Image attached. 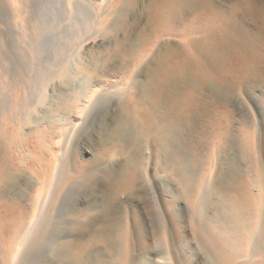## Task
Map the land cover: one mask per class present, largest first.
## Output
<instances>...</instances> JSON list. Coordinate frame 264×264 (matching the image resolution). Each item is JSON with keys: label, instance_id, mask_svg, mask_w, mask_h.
Instances as JSON below:
<instances>
[{"label": "bare ground", "instance_id": "obj_1", "mask_svg": "<svg viewBox=\"0 0 264 264\" xmlns=\"http://www.w3.org/2000/svg\"><path fill=\"white\" fill-rule=\"evenodd\" d=\"M114 1L116 0H111L103 12L98 9L100 11L91 25V17L87 14V9L83 8L88 4L85 0H0V31L7 30L13 36L22 32L39 31L36 44L33 42L34 46H30L28 50V54L36 58L49 57L50 52L51 55L57 53L55 49L57 47L58 50L60 44L49 41L53 39L51 31L58 33V40L63 34L64 21L69 20V26L73 30L69 33L74 36L71 48H68L71 53L58 56L64 61H58L49 71L42 70L37 64L31 71L35 82H50L52 78H58L64 83H71L81 75H96L99 79V76L106 78L120 70L127 71L131 73L133 82L120 84L116 95L121 96L134 90L147 112L146 119L118 117L114 129L103 131L97 156L78 165L71 150L73 144L70 143L76 136L84 115H92L89 113L90 109L92 112L96 103L104 97L105 89L98 83L84 92H77V88L72 87V94L68 97L62 94L54 96L55 100L59 97L57 103H50L45 114L59 117L63 108L67 109L66 112L69 109L71 118L76 123L69 122L71 125L65 129L64 147L60 149L62 154L58 156L59 160L57 158L50 200L64 186H68L64 194L65 200L70 199L71 194L80 187L93 182L100 169L105 171L109 188L106 194L98 196L100 198L90 196L86 202L87 208L74 206L68 217L69 221L59 213L51 217V210H48L53 206L47 209L45 205L29 219H21L22 226L19 231L17 229L19 240L17 237L14 250L8 252L15 255L14 258L11 257V264H30L28 257L23 255V249L37 234L45 245L38 256L51 252L53 264H173L167 251L174 248L173 242L176 244L177 240L184 242L186 239L184 225L175 214L178 198L194 210L193 218L197 220L194 222V234L205 250V258L201 264H264V107H260L264 100V0H231L230 4H225L224 0H124L123 6L118 10L115 8L116 4L113 5ZM136 8L140 11L136 13L128 32L126 28L130 24L129 12ZM246 16L253 20L251 32L243 30V17ZM106 26L112 33L124 31V37L116 47L124 52L128 61L114 65L111 63L113 66L108 62V67L106 65L104 70L98 71L93 66L97 64L93 58L90 61L93 67L89 66L87 69L83 51L89 50L87 45L94 43V35L103 32ZM105 32L109 33L108 30ZM158 33H163L166 38L160 46ZM5 45V38L0 35L1 67L7 60L2 51ZM144 46L148 47L146 54L142 52ZM147 58L152 62L142 72L138 71L141 62ZM134 60L140 62L132 66ZM0 80L4 82L2 76ZM41 86L37 102L30 98L31 102L27 101L33 108L41 106L45 110L48 94L47 88ZM242 93L246 95L245 99L242 98ZM34 116L27 122L29 125L32 123V126H39L41 119ZM241 128L249 129L252 140L257 131L260 141L249 140L245 148H240L242 139L246 140L241 134ZM147 133H150L151 138H147ZM211 142H217L218 145ZM210 143L213 149L216 148L215 157L219 160V166L215 175L214 171L209 172L205 179L201 175V183L200 175L194 172V168L209 161L207 153L210 149L208 151L203 148H210ZM147 151L152 152L155 164L163 173L162 177H166L167 183L162 186L163 193L156 190L154 178L149 179L147 173L144 174ZM214 152H211L212 155H215ZM115 155L123 158L118 167L107 163ZM243 157L250 160L248 168L253 174V182L248 187L253 190L252 199L248 198V187L244 181L246 171L242 170ZM11 165L2 178L4 184L13 190V199L7 197V201L15 203L14 201L25 200L33 181L29 178L21 180ZM40 178L37 179V185L44 183ZM145 179L149 180V189L144 191L149 200L144 202L150 209L146 221L149 218L154 222V219H161L163 214L166 219V232L159 226L152 234V238L156 239V248L153 247L151 251V235L147 232L146 222L138 225L141 242L136 248L131 242L125 208L118 212L115 207L116 199L121 196L129 195V200H143V193L140 194L137 190L140 182H146ZM3 185L0 183V186ZM211 197L216 201L210 202ZM48 198L49 195L44 200L46 205ZM95 208L102 209L103 220L97 228L93 227L89 238L77 244L67 241L57 246L59 233L53 223L70 222L77 229L84 228L86 218L90 215L87 209L89 211ZM245 209L251 210L246 212ZM166 237L170 241L169 248L161 244ZM241 243H247L249 248H241ZM138 250L145 252L141 258L135 255ZM175 254L173 259L177 264H193L179 260V254L176 251Z\"/></svg>", "mask_w": 264, "mask_h": 264}, {"label": "rangeland", "instance_id": "obj_2", "mask_svg": "<svg viewBox=\"0 0 264 264\" xmlns=\"http://www.w3.org/2000/svg\"><path fill=\"white\" fill-rule=\"evenodd\" d=\"M85 1H87L88 4L87 5L85 4L86 7L84 6L83 8L87 9V12H88L87 14L91 17V19H89V22L91 25L95 22V17H96L95 15H97L100 10L101 11L106 10L107 6L111 3V0H85ZM123 1L124 0L114 1L113 5L116 4L115 5L116 10L120 9L123 6ZM230 2L231 0L229 1L224 0L225 4H230ZM93 8H94V11L92 10ZM98 9L100 10L98 11ZM139 11L140 9L137 10L136 8L133 12H129L128 18L130 20V24L129 25L127 24V28H126L128 32L131 30L132 24H133L132 21L135 18L136 13H138ZM113 18L114 16L110 19L108 25L110 24L111 20H113ZM251 19L252 18L248 16L243 17V22H244L243 30H245V32L253 31L254 25H253V20ZM106 30H108L109 33H106L105 32ZM69 31L73 32L72 28H70L69 26V20L64 21L63 34L59 36L60 38L58 40H56L57 39L56 35L58 36V33L54 34V31H51L52 34H50V36H52L53 39L49 41L52 44H57V45L60 44V47H58L59 48L58 50L56 47L55 49V52H57L56 54L53 53L54 55L53 54L51 55V52H50V54H48L50 56L49 57L46 56L45 58H40V57L36 58L28 54L29 53L28 50H30V48L34 46L33 42L35 43L36 39H38L37 35L39 31L35 33L34 32H27V33L22 32L19 34H14L15 36H13V34L8 32L7 30L6 31L3 30V32L0 31V35H3V37L6 40V45L2 48V51L4 53L3 54L4 57L7 59L5 63H3L4 65L2 67L0 65V78L1 76L4 78V82L0 80V183L1 185L4 184V181H3L4 179L2 177L10 169L9 166L11 165V163H12L11 166L15 168L21 180L24 181L26 178L27 179L29 178L31 179V181H33L32 188L30 189V191H28L25 200L14 201L15 203H11L10 201H7L8 200L7 197H10L13 199V195H12L13 190L11 191V187L5 184L3 186H0V209H1L0 210V229H2L0 230V235H1L0 236V264H11L12 263L13 261L12 258H14L15 255L14 256L13 254L10 255V253L12 252V250H14L16 246L15 245V241L17 242L16 238L20 236L17 233L20 230L19 228H21L22 226L21 224L23 220L29 219L30 217H32V214L34 213L35 214L39 213V211H41L40 209H42L41 207L45 205V207H47L48 209L53 206L52 209L48 210V211L51 210L49 212V215L51 217L59 213L61 215L63 214V216L66 217L67 221H69L68 217L72 214L71 209L74 206L75 208H78V207L83 208V209L87 208L86 202H87V199L90 198V196L98 197L103 194H106V190L109 188L108 187L109 184L105 180V171L100 169L97 173L98 175L95 176L94 181L88 182L86 185L80 187V189L78 188L79 189L78 191H76L74 194H71L70 199L65 200L64 194L67 192L68 186H64L63 188L59 189L58 192H56L57 198L55 197L52 200H50V193L53 189L52 182L54 181V178H55L54 176L56 175L55 173H56L57 158L59 160V157L62 154L60 149L64 147V139H65L64 136L66 134L65 129L68 128L70 123L71 124L76 123V121H74V119L71 118V115H70L71 112L69 109H68V112H66L67 109L64 110L63 108L62 110L63 112L59 113L60 115L59 117L61 118V120H59V117L57 116H52L51 114H49L50 116L46 115L47 106L49 107L52 103H57V100L59 97L56 98V100H55V97L59 96L60 94H62L63 96L66 95V97L70 96L72 94V92H70V89L72 87L77 88V92H84L85 90L87 91L89 88H92L95 85L97 86L99 83V85H101L105 89L103 93L104 97L96 103L94 110L92 112H90L91 111L90 109L89 113L92 115L85 117L87 115L85 113L86 115H84V120L81 123L78 122L80 125H78V128L76 130L77 133H76V136L74 137L75 140L73 139L70 143V145L73 144L71 146V150L73 151L74 156H76V158L78 159H76L74 156L72 157L73 159L75 158L77 162H79L78 165H80L81 162L83 161H91L97 156V153L99 152V149H98L99 144L103 136L102 135L103 131L105 129L106 130L114 129L116 126V119L118 117L131 116L135 118L138 117V118L146 119V115H147L146 109H144L145 107L140 102L138 96H136V92L134 90H132L130 93H126L121 96L116 95L118 86H120V84H123L126 82H129V83L133 82L130 72H127V71L123 72L120 70L121 72L120 71L115 72L116 74L112 73V75L107 76L106 78H103V76H99V79L98 77H96V75L90 76V77L81 75V76H77L76 78H74L71 81V83H64L63 80L58 79V78H54V79L52 78L50 82H48L49 80L47 81L40 80L39 81L40 83L38 81L35 82V79L32 78L33 73L31 72L34 67L39 65L42 70L45 69V71H49L51 68L53 69V65L58 63V61L63 60L60 57L58 58V56L60 55L63 56L68 53H71V50L69 51L68 48H71L72 39L74 38V36L72 37L71 32L69 33ZM110 31L111 29H109L108 26H106L103 32L101 31L100 33H97L94 35V37L96 38V39H93L94 43H90L91 45L90 44L87 45V48H89V50L83 51V54H82L83 58L86 60L85 68L88 67L87 69H89V66H91V63H92L90 61H92L93 58L97 62V64L96 65L94 64L93 66L97 68L98 71L104 70L106 65L108 67L109 65L108 62L110 63V66H113L114 64H117L118 62L124 63L125 60L128 61V57H125V55H123L124 52L117 49L116 47L119 41L123 39L124 31H120L118 33L116 32L112 33ZM158 37H159L158 39H160L158 45L160 46L161 45L160 43H163V41L166 40V38L164 37L163 33H160V34L158 33ZM115 49H116V52L114 51ZM142 50H143L142 52L146 54L148 47L144 46ZM145 54H143V56ZM53 56L55 58H53ZM16 58H18V60H16ZM9 59H11V61H9ZM87 59L89 63L87 62ZM108 59L109 60L111 59V60L109 61ZM129 61H132V60H129ZM102 62H104L105 65ZM137 62L139 63L140 61L134 60L132 63V66L133 64H136ZM151 62L152 61L150 60V58H147L146 60L141 62V65L138 67V71L142 72L143 69H146ZM111 63L113 65H111ZM139 80L142 81L143 79H139ZM47 84L48 86H46ZM41 85L45 87L44 89L47 88L46 93L49 96V97L48 96L46 97L47 99L45 103L47 102L48 104L47 103H46L47 105L44 104L45 110L41 109L42 108L41 106L36 105L37 107L33 108L32 106L28 105L29 98L30 100L34 99L33 101L35 102H37L36 100L39 99L38 89L42 88ZM243 94L244 93H242V98L245 99L246 95L245 94L243 95ZM262 105L264 107V100H262V104L260 107H262ZM251 107L253 108V105H251ZM29 108L31 109L29 110ZM33 110L35 111V113ZM36 112H38V114L41 113L40 114L41 116L40 115L38 116ZM35 114H37V116H34ZM33 116L34 118L40 117L39 119H41V124L39 126H37L34 123H33L34 126L31 125L32 123L29 125L30 117H33ZM47 116L49 118H47ZM42 117L44 119H42ZM49 119L51 120L49 121ZM241 134L244 135L246 140L242 139V142L240 143L241 145L240 148H245L247 146L246 143H248L249 140H251V142L254 140L255 142L260 141V134H258L257 131H255L253 140H252V137H250L251 133L249 129L241 128ZM147 138H151L150 133H147ZM213 142L211 143L213 144ZM211 143L209 145L210 148L209 147L208 149L203 148V150H208V151L210 149L209 153H207V156L209 155L208 156L209 161L206 162L205 164L202 163V165L200 163L194 168V172H198V174L200 175L199 181L201 179V183L203 182V177L205 179L209 175V172L214 171L213 175H215L217 172V166H219V160L217 157H215L216 152H217L216 148L213 149V145L216 144L217 142L214 143L213 145ZM202 145L204 146L205 143L203 142ZM211 149L213 150L211 151ZM203 150L201 149L202 153H204ZM211 152H214L213 154L215 155H212ZM146 155H147L146 160H145L146 165L143 170L144 174L147 173V176L149 179L153 180L154 178L153 183L156 185V190L159 193H163V190H164L163 187L165 183H167L165 179L166 177L165 176L162 177L163 173L159 169L158 165L155 164V159H154L155 157L152 154V152L147 151ZM211 155L213 156V158ZM108 160H109V162L107 161L108 164H113L116 167H118V164L122 163L123 158L115 155V157L109 158ZM216 160H218L217 161L218 163L216 162ZM249 161L250 160L248 157H243L242 159V162H244L242 170L246 171L244 172L246 174L244 181L247 187L249 186V184L253 182V176H252L253 174L252 172H249L250 168H248ZM211 164L213 165L216 164V165L211 166ZM153 174L157 176H154ZM201 175H203V177H201ZM38 178L42 179L41 181H44V183L40 182L42 184L38 183L37 185ZM163 181H164V184L162 183ZM148 183H149V180H147L146 182H143V181L140 182L139 189L137 190L138 193L140 194L143 193L144 195L142 197L144 198L143 200H139V199L129 200L130 196L125 195V196H121L120 198L116 199L117 201H115V207H117L116 210H118V212H120L123 207L125 208L124 211L126 210V213H127L126 216L128 217L127 218L128 224H129V228L131 231V242L136 248H138L141 242V236L139 234L138 225L139 223L143 221L146 222L145 226H146L147 232L148 234L151 235V240H149L150 245H151L149 251H151L153 247L156 245L155 244L156 239L152 238L153 237L152 234L157 228H159V226L160 228L163 227V231H165L166 219L164 216L165 214H163L161 219L160 218L154 219V222H152V220L150 221L149 218L146 221V217L150 209L147 206L148 204H145L144 202L146 200L147 201L149 200L148 195H146L144 191L149 189L147 185ZM247 189H248V198L252 199L253 190L250 187H248ZM48 195H49V198L47 201L48 204L46 205V203L44 204V200ZM212 198L213 197L210 198V202H213V201L215 202L216 199L215 198L212 199ZM176 201L177 202L175 204V208H176L175 214H177V216L179 217V221L182 222L184 225V231H185L184 236H186V239H184V242H182V240H179V241L177 240L176 244L175 242H173L175 246L173 249H170V251L168 250L169 252L167 251V254L170 255V258L173 264H177L176 260L173 259L174 255H176L175 251L176 253L179 254L178 259L179 260L182 259L183 262L186 261V263L192 262L193 264H201V262L205 258V255H204L205 250L201 246L200 241L197 239V237L194 234L195 229H196V227H194L196 226V223L194 222L197 221L196 218L195 219L193 218L194 210L192 207H189V205H187V203L183 201L182 199L178 198ZM49 205L51 206L48 207ZM245 210L246 212H250L251 209H245ZM89 211L87 209V212L90 215L87 214L88 216L85 221V226L84 228L82 227L83 229L81 228L82 230L79 228L77 229L74 225L70 224V222L62 223V224L53 223V225L55 226V228H57V231L59 233V242L57 243V246H60L62 245V243L67 242V241H69L72 244H77L79 242H82V240L84 241L86 238H89L90 236L89 234L94 230V228H97L100 225L101 221L103 220L102 209L95 208V209H89ZM198 221H200V219ZM163 231L161 229V232ZM18 240H19V237H18ZM13 241H14V244H12ZM28 242L29 243H27L26 248L24 247L25 250L23 249V255H26V257H28L27 259H29L30 264H53L54 261H52L53 258H52L51 252L44 256H41V254L40 256H38V252L40 250H44V246H45L44 243L40 241L38 234L33 236ZM169 242H170L169 238L166 237L165 240H162L161 244L167 245V247L169 248ZM246 244L247 243H241L240 247L247 248L248 244L247 245ZM144 253L145 252L138 250L135 253V255L141 258L142 254ZM9 259L11 260V262ZM8 261L10 263H8ZM74 264H81V263H74ZM242 264H246V262Z\"/></svg>", "mask_w": 264, "mask_h": 264}]
</instances>
